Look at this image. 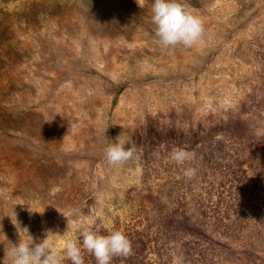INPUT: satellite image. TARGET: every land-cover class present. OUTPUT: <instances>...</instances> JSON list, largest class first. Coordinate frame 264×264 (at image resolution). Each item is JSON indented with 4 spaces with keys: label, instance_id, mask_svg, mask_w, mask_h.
<instances>
[{
    "label": "rangeland",
    "instance_id": "1",
    "mask_svg": "<svg viewBox=\"0 0 264 264\" xmlns=\"http://www.w3.org/2000/svg\"><path fill=\"white\" fill-rule=\"evenodd\" d=\"M181 2L204 20L191 48L161 45L153 0H0V264L28 234L50 230L60 251L86 221H130L145 175L195 190L215 222H241L237 174L264 175V0ZM121 133L134 156L111 166ZM176 147L192 158L176 164Z\"/></svg>",
    "mask_w": 264,
    "mask_h": 264
},
{
    "label": "trees",
    "instance_id": "2",
    "mask_svg": "<svg viewBox=\"0 0 264 264\" xmlns=\"http://www.w3.org/2000/svg\"><path fill=\"white\" fill-rule=\"evenodd\" d=\"M243 153L252 155V148ZM239 166L235 167L237 173ZM242 169L236 178L238 195L233 199L238 202L230 204L240 206L234 214L242 217L240 223L215 222L211 219V204L195 190L183 191L166 178L145 175L144 186L133 189L138 207L131 220L117 218L113 226L98 228L105 234L121 230L132 242L131 255L114 257L112 264H146V259L151 260L150 264H201L202 260L206 264H235L245 251L264 258V175H250L247 166ZM247 193L250 199L244 198ZM247 200L252 204L248 206ZM219 216L229 218L231 214L224 210ZM84 259L85 264H96L91 254L85 253ZM64 264L72 262L66 260Z\"/></svg>",
    "mask_w": 264,
    "mask_h": 264
},
{
    "label": "clouds",
    "instance_id": "3",
    "mask_svg": "<svg viewBox=\"0 0 264 264\" xmlns=\"http://www.w3.org/2000/svg\"><path fill=\"white\" fill-rule=\"evenodd\" d=\"M140 8L147 5V0H136ZM151 22L155 25V34L164 47L183 45L186 48L195 46L203 37L204 20L195 14L181 0H153L151 4ZM119 134L115 142L105 150V158L111 166H122L134 156L135 149ZM170 158L178 165L189 161L191 153L184 147L173 148ZM183 175L192 179L196 175L194 167L183 169ZM80 235L82 240L67 239L63 248L58 251L50 238L48 230L45 238L34 243L28 234L27 241L20 239L6 255L11 264H64L70 260L72 264H85V253L91 254L96 264H112L114 257H128L132 253V242L121 230H112L106 234L95 228V222L86 221ZM28 233V230H27Z\"/></svg>",
    "mask_w": 264,
    "mask_h": 264
}]
</instances>
